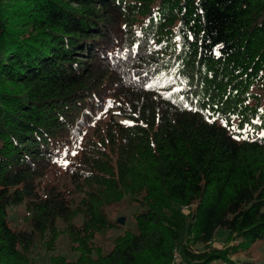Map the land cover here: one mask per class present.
<instances>
[{
  "label": "trees",
  "instance_id": "16d2710c",
  "mask_svg": "<svg viewBox=\"0 0 264 264\" xmlns=\"http://www.w3.org/2000/svg\"><path fill=\"white\" fill-rule=\"evenodd\" d=\"M263 92L264 0H0V264L62 234L78 255L53 264H252L233 257L264 242Z\"/></svg>",
  "mask_w": 264,
  "mask_h": 264
},
{
  "label": "rangeland",
  "instance_id": "374dc122",
  "mask_svg": "<svg viewBox=\"0 0 264 264\" xmlns=\"http://www.w3.org/2000/svg\"><path fill=\"white\" fill-rule=\"evenodd\" d=\"M264 93V92H263ZM264 106V102H263ZM103 117L107 118L106 113H103ZM48 177L55 181L65 182L66 178L63 170L54 168L48 173ZM109 215L114 219H123L120 222L118 228L110 230L104 235H100L96 238L97 243H101L105 249H109L113 243V239L122 231L135 228V222L133 221V214L140 210L139 206L133 201V198L128 195L119 203L112 205L107 208ZM26 209L25 204L12 206L9 209V219L13 226L21 228L26 227L30 229V226L25 220ZM81 218V217H80ZM81 220V219H80ZM78 219V222H80ZM229 244L228 232L224 229H220L210 244V247L224 248ZM198 249L204 250L208 247L203 245H198ZM54 253H59L65 255L68 258H75L78 254L71 250L69 238L67 234H62L57 241V247L55 250H47L42 242H37V244L32 248L29 253V258L31 264H53L51 262V256ZM234 259L241 262H249L252 264H264V242H258L254 247L251 248L249 252H244L242 254L236 255ZM179 264H186L183 260Z\"/></svg>",
  "mask_w": 264,
  "mask_h": 264
},
{
  "label": "snow or ice",
  "instance_id": "6c2138e0",
  "mask_svg": "<svg viewBox=\"0 0 264 264\" xmlns=\"http://www.w3.org/2000/svg\"><path fill=\"white\" fill-rule=\"evenodd\" d=\"M261 111H264V110H261ZM257 123H260V121H256ZM124 123H130L129 121H124ZM233 128L235 129V125H233ZM237 131H239V129H236ZM244 131H247V129H245ZM261 136H264V132H262L261 133ZM238 139L239 138H244V139H247V137L245 136V137H237ZM77 147H78V145H77ZM65 154L67 155V154H70V155H76L77 153L75 152V151H69V150H65ZM64 163V165L65 166H67L68 165V161H64L63 162Z\"/></svg>",
  "mask_w": 264,
  "mask_h": 264
},
{
  "label": "built area",
  "instance_id": "2783aa9c",
  "mask_svg": "<svg viewBox=\"0 0 264 264\" xmlns=\"http://www.w3.org/2000/svg\"><path fill=\"white\" fill-rule=\"evenodd\" d=\"M182 261H183V257L181 255L179 248H175L172 264H179V262H182Z\"/></svg>",
  "mask_w": 264,
  "mask_h": 264
},
{
  "label": "water",
  "instance_id": "95a60500",
  "mask_svg": "<svg viewBox=\"0 0 264 264\" xmlns=\"http://www.w3.org/2000/svg\"><path fill=\"white\" fill-rule=\"evenodd\" d=\"M119 221H120V222H123V219L121 218V219H119Z\"/></svg>",
  "mask_w": 264,
  "mask_h": 264
}]
</instances>
